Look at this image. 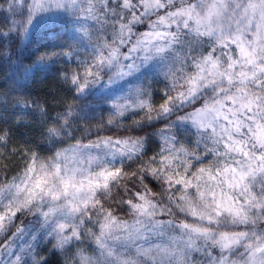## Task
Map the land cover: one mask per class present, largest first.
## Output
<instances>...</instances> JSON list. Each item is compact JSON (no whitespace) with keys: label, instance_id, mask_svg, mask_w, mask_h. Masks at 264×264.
<instances>
[{"label":"snow or ice","instance_id":"obj_1","mask_svg":"<svg viewBox=\"0 0 264 264\" xmlns=\"http://www.w3.org/2000/svg\"><path fill=\"white\" fill-rule=\"evenodd\" d=\"M0 58V264H264V0H0Z\"/></svg>","mask_w":264,"mask_h":264},{"label":"trees","instance_id":"obj_2","mask_svg":"<svg viewBox=\"0 0 264 264\" xmlns=\"http://www.w3.org/2000/svg\"><path fill=\"white\" fill-rule=\"evenodd\" d=\"M17 75H18L17 68L14 65H11L7 61L0 58V90H3L5 87H10L11 86L10 81L14 79ZM45 75H47V78H44ZM55 76H56L55 69H53L51 72L47 74L39 73L37 80L30 87V92L33 98L39 99L42 102H47L50 112L52 111L53 107H55L56 110H60L63 107V103L66 100L67 101L71 100L70 94L64 91L60 82L54 79ZM52 92L55 93L54 96L50 94ZM54 100L61 101V103L54 105L53 104ZM29 119H31V117H29ZM6 126L7 125H3L2 123H0V127H6ZM20 132H26L28 134V137L36 143L41 142L39 137V130L35 126V123L31 128L19 129L17 131V135H19ZM14 144L20 145L21 140L20 139L15 140ZM51 264H58V258L52 257Z\"/></svg>","mask_w":264,"mask_h":264}]
</instances>
